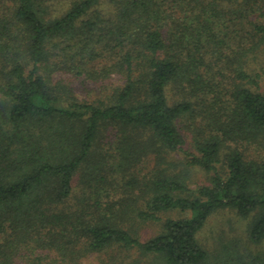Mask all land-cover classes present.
Segmentation results:
<instances>
[{
  "label": "trees",
  "instance_id": "trees-1",
  "mask_svg": "<svg viewBox=\"0 0 264 264\" xmlns=\"http://www.w3.org/2000/svg\"><path fill=\"white\" fill-rule=\"evenodd\" d=\"M263 78L264 0H0V264L114 247L205 264L198 234L227 208L262 242ZM199 114L185 151L179 122ZM177 151L210 183L169 176ZM137 222L161 231L142 241Z\"/></svg>",
  "mask_w": 264,
  "mask_h": 264
},
{
  "label": "rangeland",
  "instance_id": "rangeland-1",
  "mask_svg": "<svg viewBox=\"0 0 264 264\" xmlns=\"http://www.w3.org/2000/svg\"><path fill=\"white\" fill-rule=\"evenodd\" d=\"M222 27L220 24L216 30L219 38L223 39L227 44L229 41L230 29ZM228 37H227V36ZM213 43V42H212ZM233 40L229 41L225 46L224 52L227 56L231 53H237L239 48L235 47ZM232 46V47H231ZM235 49V50H234ZM212 52V51H210ZM211 56V53H209ZM221 53L213 54V64L217 63ZM220 61V60H219ZM225 61V60H224ZM64 73H58L55 78H67ZM112 82L119 84L118 76H112ZM76 91L80 98L91 99V92L94 89V83L91 82L88 87L81 85V82L75 81ZM264 89V78L262 83ZM99 88V87H98ZM100 96V93L93 91ZM173 95L171 92L170 96ZM173 97V96H172ZM197 116V117H196ZM194 115L191 118L180 121V129L187 137L188 143L185 146L186 150L194 151V135L199 123L202 120V115ZM184 152H169L166 157V163L162 164V168H168V175L173 178L180 177L190 187L210 183V174L202 171L199 168H188L185 165ZM184 214L176 211H168L160 213L162 218L177 217ZM134 233L140 240L145 241L156 236L161 231V224L157 222H137ZM198 240L206 249L209 257L205 264H263L264 263V240L260 243L254 242L250 237L248 222L239 218L236 212L232 209H224L213 214L206 222L202 231L198 234ZM48 253V251H44ZM43 252V254H44ZM109 253L99 255L91 253L81 259L80 264H165L159 257L152 254H145L136 249H126L114 247L108 250ZM48 264H54V255L50 254Z\"/></svg>",
  "mask_w": 264,
  "mask_h": 264
}]
</instances>
